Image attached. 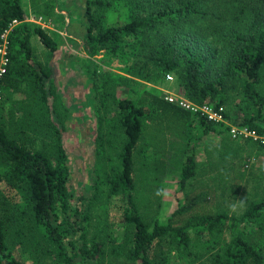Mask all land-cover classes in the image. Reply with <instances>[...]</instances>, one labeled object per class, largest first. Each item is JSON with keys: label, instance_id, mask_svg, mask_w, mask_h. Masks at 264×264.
<instances>
[{"label": "trees", "instance_id": "trees-1", "mask_svg": "<svg viewBox=\"0 0 264 264\" xmlns=\"http://www.w3.org/2000/svg\"><path fill=\"white\" fill-rule=\"evenodd\" d=\"M112 7L124 8L125 18L104 25V13ZM82 16L81 48L88 57L103 50L129 62L125 72L140 78L174 73L188 101L196 106L209 103L223 118L226 112L218 110L225 100L223 90L230 79H239L241 94L254 112L236 123L259 135L264 132V94L258 90L264 88V0H84ZM23 18L20 0H0V31L11 19L19 21L8 35L9 62L0 82L1 96L5 89L16 88L23 60L39 82L38 102L46 105L49 94L44 86L50 73L37 62L28 63L33 54L28 38L32 32L49 51L55 50V42L44 29L25 23ZM118 78L125 79L105 72L98 81L104 84ZM115 111L123 139L118 163L110 166L106 183L108 195L122 201L128 247L122 255L113 251V264H151L149 247L163 238L170 239L177 251L187 249L192 230L208 232L213 239L223 238L208 264H264V198L232 216L213 209L211 190L199 187L186 193L165 221L155 219L150 224L134 201L132 150L145 127L153 124L167 132L172 128L184 140L192 120L201 128V135L218 127L225 131L221 123L182 109L147 89H142L136 101L117 99ZM50 117L45 106L42 122L53 134L49 149L29 148L0 123L3 179L18 190L23 205L13 219L19 229L14 235L34 228L57 264H97L100 244L86 242L87 210L80 214L82 210L72 206L67 156ZM100 131L97 143L102 141ZM181 145V150L188 148L190 153L180 168L179 189L194 175L196 166L188 136ZM153 169L159 168L154 165ZM86 205L89 207V200ZM8 214L0 200V264H23L9 246Z\"/></svg>", "mask_w": 264, "mask_h": 264}, {"label": "rangeland", "instance_id": "rangeland-1", "mask_svg": "<svg viewBox=\"0 0 264 264\" xmlns=\"http://www.w3.org/2000/svg\"><path fill=\"white\" fill-rule=\"evenodd\" d=\"M83 3L84 0H20L24 22L44 29L55 42V50L49 51L32 32L28 38L33 53L28 63L37 62L50 73L44 86L49 96L46 105L38 102L39 82L22 60L16 88L2 92L0 123L29 148L49 149L53 134L48 133L42 122L47 107L51 125L57 130L67 156L72 206H78L82 210L80 214L87 210L86 242H99L101 255L97 264H113L110 259L113 251L122 255L128 247L122 201L119 196L108 195L106 183L111 167L118 163L123 139L115 101L123 97L136 101L142 89L173 98L182 97L183 90L174 73H168L169 78L135 77L125 72L129 62L103 50L91 57L85 55L81 48L85 29ZM124 12V8L112 7L104 13L103 24L124 20ZM105 72L125 79H108L102 84L98 79ZM258 90L264 94V88ZM222 94L225 100L220 108L227 115L219 123L225 131L218 127L201 135V128L193 120L189 124L191 129L186 131L193 144L196 166L183 189H179L178 180L184 157L190 153L188 148L181 150L186 137L182 140L174 129L157 130L153 124L143 129L132 150L131 177L134 201L148 224L155 219L165 221L183 196L199 187L211 190L213 209L232 216H238L251 203L264 198V143L232 137L226 131L227 125L238 126L236 122L253 113L254 108L242 96L239 79H230ZM98 130H101V143L96 141ZM251 156L254 162L244 167L243 163ZM154 165L158 166L157 171ZM3 171L0 167V200L9 213L8 242L14 256L23 264H57L49 253L50 247L34 228L27 227L18 236L14 235L19 229L13 219L20 215L23 205L18 190L3 179ZM241 199L243 207L239 206ZM222 241L223 238L213 239L208 232L192 230L187 249L177 251L170 239L163 238L152 242L148 256L151 264H208L211 253Z\"/></svg>", "mask_w": 264, "mask_h": 264}, {"label": "built area", "instance_id": "built-area-1", "mask_svg": "<svg viewBox=\"0 0 264 264\" xmlns=\"http://www.w3.org/2000/svg\"><path fill=\"white\" fill-rule=\"evenodd\" d=\"M19 21L16 19H11L0 31V82L3 75L6 72V68L9 62V39L8 35L13 28ZM166 78H169V74H165ZM167 102L173 103L178 107L188 110L190 112H198L200 115H204L208 120H214L217 122L223 121V117L215 110H213L211 104L209 103H202L199 106L194 105L190 101H188L184 96L173 98L171 96L163 97ZM0 100H1V89H0ZM218 110H221L219 108ZM227 133L232 137H244V138H251L255 141L263 143L264 136L256 134L254 131L248 130L245 126H234V125H227ZM254 162V158L251 156L249 157L244 163V167H248L250 164Z\"/></svg>", "mask_w": 264, "mask_h": 264}, {"label": "clouds", "instance_id": "clouds-1", "mask_svg": "<svg viewBox=\"0 0 264 264\" xmlns=\"http://www.w3.org/2000/svg\"><path fill=\"white\" fill-rule=\"evenodd\" d=\"M243 205H244V200L241 199V200L239 201V206H240V207H243ZM233 207H236V205H233Z\"/></svg>", "mask_w": 264, "mask_h": 264}]
</instances>
